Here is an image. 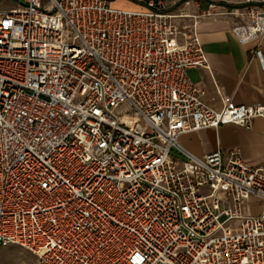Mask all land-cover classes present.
Here are the masks:
<instances>
[{"label": "built area", "instance_id": "1", "mask_svg": "<svg viewBox=\"0 0 264 264\" xmlns=\"http://www.w3.org/2000/svg\"><path fill=\"white\" fill-rule=\"evenodd\" d=\"M116 1L0 0V247L37 264H264V163L179 143L264 117L225 93L211 106L187 74L208 68L197 23L219 15L264 68V0Z\"/></svg>", "mask_w": 264, "mask_h": 264}, {"label": "crops", "instance_id": "2", "mask_svg": "<svg viewBox=\"0 0 264 264\" xmlns=\"http://www.w3.org/2000/svg\"><path fill=\"white\" fill-rule=\"evenodd\" d=\"M189 10L195 8L190 6ZM237 22L233 15H219L197 23L208 68L190 67L187 74L205 90V101L215 108L222 106L221 93L230 95L235 103H264V68L253 55L255 42L242 43L232 31ZM179 143L198 156L215 149L226 156L236 148L244 164L259 165L264 163V117H256L251 127L228 123L183 133Z\"/></svg>", "mask_w": 264, "mask_h": 264}, {"label": "rangeland", "instance_id": "3", "mask_svg": "<svg viewBox=\"0 0 264 264\" xmlns=\"http://www.w3.org/2000/svg\"><path fill=\"white\" fill-rule=\"evenodd\" d=\"M13 2V0H8ZM114 6H120L124 8L131 7V3L128 1L118 0L114 3ZM251 201H255L251 198ZM37 264L34 254L23 247L18 245H8L0 247V264Z\"/></svg>", "mask_w": 264, "mask_h": 264}]
</instances>
